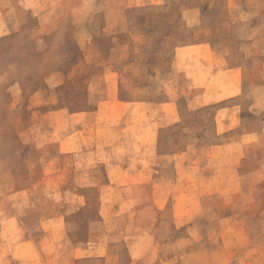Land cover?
<instances>
[{
    "label": "rangeland",
    "instance_id": "obj_1",
    "mask_svg": "<svg viewBox=\"0 0 264 264\" xmlns=\"http://www.w3.org/2000/svg\"><path fill=\"white\" fill-rule=\"evenodd\" d=\"M9 14L0 264H264V0Z\"/></svg>",
    "mask_w": 264,
    "mask_h": 264
},
{
    "label": "crops",
    "instance_id": "obj_2",
    "mask_svg": "<svg viewBox=\"0 0 264 264\" xmlns=\"http://www.w3.org/2000/svg\"><path fill=\"white\" fill-rule=\"evenodd\" d=\"M73 6H71L69 3H67L66 5H62L60 7H58V10L60 11L58 14L60 15L59 17H63L66 14V11H68L70 8H72ZM11 9V0H0V11L2 13V18L5 21L6 25L9 26H20L21 24H23V22L21 21L20 17H16V22L13 20H9L8 19V15ZM21 8H18L19 12H20ZM57 9V8H56ZM48 15H44L40 18V25H45V26H49V25H53L55 24V20L50 19ZM53 20V21H52ZM62 71V70H61ZM60 73H64V71L60 72L58 70V72L56 73L57 77L56 78H60ZM104 73V72H103ZM95 78V77H94ZM184 81L182 82V84L184 85L183 90H187L191 87L194 86V81L193 80H187L186 76L183 77ZM173 119L172 116H167V115H163L161 122L163 125L169 124V120ZM168 121V122H167ZM139 169V168H138Z\"/></svg>",
    "mask_w": 264,
    "mask_h": 264
}]
</instances>
